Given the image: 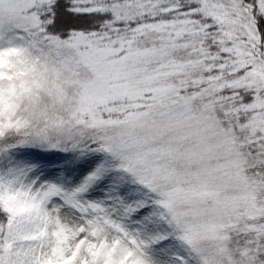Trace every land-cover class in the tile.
Returning a JSON list of instances; mask_svg holds the SVG:
<instances>
[{
    "label": "snow or ice",
    "instance_id": "1",
    "mask_svg": "<svg viewBox=\"0 0 264 264\" xmlns=\"http://www.w3.org/2000/svg\"><path fill=\"white\" fill-rule=\"evenodd\" d=\"M0 264H264V0H0Z\"/></svg>",
    "mask_w": 264,
    "mask_h": 264
}]
</instances>
